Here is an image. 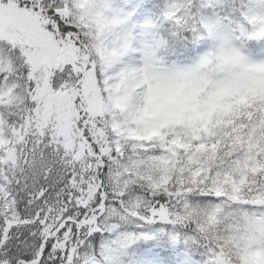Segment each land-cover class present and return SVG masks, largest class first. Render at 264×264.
I'll list each match as a JSON object with an SVG mask.
<instances>
[{"label":"snow or ice","instance_id":"obj_1","mask_svg":"<svg viewBox=\"0 0 264 264\" xmlns=\"http://www.w3.org/2000/svg\"><path fill=\"white\" fill-rule=\"evenodd\" d=\"M0 264H264V0H0Z\"/></svg>","mask_w":264,"mask_h":264}]
</instances>
